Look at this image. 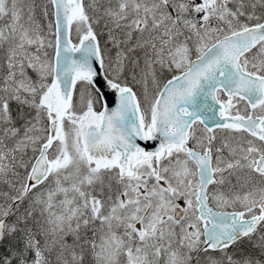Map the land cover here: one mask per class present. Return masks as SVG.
<instances>
[{
    "label": "snow or ice",
    "instance_id": "snow-or-ice-1",
    "mask_svg": "<svg viewBox=\"0 0 264 264\" xmlns=\"http://www.w3.org/2000/svg\"><path fill=\"white\" fill-rule=\"evenodd\" d=\"M0 264H264V0H0Z\"/></svg>",
    "mask_w": 264,
    "mask_h": 264
}]
</instances>
